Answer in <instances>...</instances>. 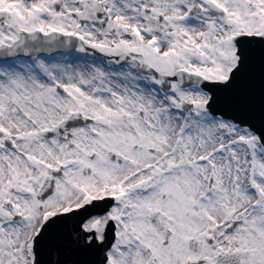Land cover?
<instances>
[{
    "label": "snow or ice",
    "instance_id": "1",
    "mask_svg": "<svg viewBox=\"0 0 264 264\" xmlns=\"http://www.w3.org/2000/svg\"><path fill=\"white\" fill-rule=\"evenodd\" d=\"M0 264H264V0H0Z\"/></svg>",
    "mask_w": 264,
    "mask_h": 264
}]
</instances>
